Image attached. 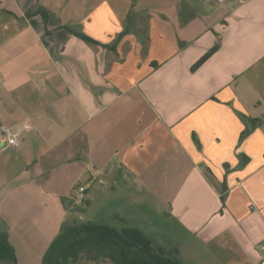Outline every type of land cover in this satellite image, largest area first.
Wrapping results in <instances>:
<instances>
[{
    "label": "crops",
    "instance_id": "1",
    "mask_svg": "<svg viewBox=\"0 0 264 264\" xmlns=\"http://www.w3.org/2000/svg\"><path fill=\"white\" fill-rule=\"evenodd\" d=\"M110 179L202 264H264V0H0L1 220L41 226L46 251Z\"/></svg>",
    "mask_w": 264,
    "mask_h": 264
},
{
    "label": "rangeland",
    "instance_id": "2",
    "mask_svg": "<svg viewBox=\"0 0 264 264\" xmlns=\"http://www.w3.org/2000/svg\"><path fill=\"white\" fill-rule=\"evenodd\" d=\"M125 186L121 179L119 183L113 179L108 180L106 190L94 193L87 207H82L73 199L65 224L90 221L106 222L115 226H136L148 235L154 246L176 248L184 264H189V256L202 264L197 257L204 250L201 243L189 238L173 220L167 219L163 209L159 208L160 205L153 198ZM41 228L8 224L0 218V232L7 233L8 242L15 246L14 260L5 259L0 264H41L47 246L45 239L37 237ZM7 231L10 232L9 236ZM6 245L1 244L4 255L10 252ZM79 255V259L71 264H114L111 260L96 256L93 251L84 250Z\"/></svg>",
    "mask_w": 264,
    "mask_h": 264
},
{
    "label": "trees",
    "instance_id": "3",
    "mask_svg": "<svg viewBox=\"0 0 264 264\" xmlns=\"http://www.w3.org/2000/svg\"><path fill=\"white\" fill-rule=\"evenodd\" d=\"M36 13H40L47 24L48 11L39 6L28 11L27 16ZM67 28L87 42H96L84 32ZM218 48L219 44L214 45L196 62L193 69L201 66ZM84 204L82 200L80 205ZM2 243L10 249L6 255L2 253ZM84 250L93 251L96 256L111 260L114 264H184L176 248L154 246L139 227L90 221L64 224L49 244L41 264H71L79 259V253ZM14 258V247L8 242L6 233L0 232V261Z\"/></svg>",
    "mask_w": 264,
    "mask_h": 264
},
{
    "label": "built area",
    "instance_id": "4",
    "mask_svg": "<svg viewBox=\"0 0 264 264\" xmlns=\"http://www.w3.org/2000/svg\"><path fill=\"white\" fill-rule=\"evenodd\" d=\"M31 128V123L29 120H25L16 126V129L8 135V145L15 148L21 146L24 132ZM5 132H9L7 128L4 129ZM85 197V187L79 188V199L82 201Z\"/></svg>",
    "mask_w": 264,
    "mask_h": 264
}]
</instances>
